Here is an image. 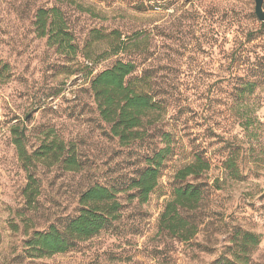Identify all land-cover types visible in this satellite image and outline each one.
I'll return each mask as SVG.
<instances>
[{"label": "rangeland", "instance_id": "1", "mask_svg": "<svg viewBox=\"0 0 264 264\" xmlns=\"http://www.w3.org/2000/svg\"><path fill=\"white\" fill-rule=\"evenodd\" d=\"M81 2L87 12L55 0H0V264H264V81L249 109L237 101L240 79L264 78V23L254 0ZM53 7L69 19L79 45L73 57L36 33L38 11ZM120 41L125 52L104 56ZM117 61L137 65L130 79L159 105L146 139L126 147L109 135L91 91L92 79ZM247 115L253 123L243 129ZM13 126L30 151L54 130L82 164L78 173L39 167L33 209ZM166 134L173 155L159 188L145 204L130 200L131 181L165 147ZM199 156L210 170L186 182L202 184L206 197L192 213L198 233L182 241L159 220L176 172ZM95 185L122 191L120 219L64 254L31 257L25 230L76 216L80 194ZM246 234L257 245L245 248Z\"/></svg>", "mask_w": 264, "mask_h": 264}, {"label": "trees", "instance_id": "2", "mask_svg": "<svg viewBox=\"0 0 264 264\" xmlns=\"http://www.w3.org/2000/svg\"><path fill=\"white\" fill-rule=\"evenodd\" d=\"M57 4L73 7L78 11L87 12L81 0H55ZM38 37L46 38L48 45L57 49V52L73 57L79 52L71 30L69 19L60 7L41 9L35 21ZM120 40V38H119ZM96 41L95 38L93 42ZM92 43L85 48L91 49ZM126 43L120 41L109 54L118 55L127 50ZM90 60V56H85ZM137 70L133 62L117 61L112 67L97 74L91 81V91L97 106L100 120L109 128V135L118 139L126 147L146 139L147 130L154 124L153 116L159 105L152 95L139 89L130 79ZM240 79L237 101L245 110L250 108V99L264 78L259 75ZM256 78V79H255ZM243 129H249L253 119L243 116ZM19 126H13L11 132L14 144L23 167L27 173V187L24 191L28 206L33 209L34 203L40 197L36 173L39 167H60L71 173L82 170L74 146L61 140L54 130L48 131L41 145L30 151L27 145V136ZM165 147L147 158V165L136 179L132 180L128 190L133 191L130 200H138L145 204L152 193L159 188L163 176L165 163L173 155L169 134L165 135ZM210 170V163L202 157L195 160L175 174V185L171 199L166 203L160 216L159 226L169 234L177 236L182 241H189L198 233L196 212L205 199V190L202 184L186 182L189 178L198 179L204 172ZM122 191L106 186L95 185L82 192L78 199V214L67 218L61 225H51L45 231L25 230L28 238L27 251L31 257L50 258L57 254H64L73 249L78 243L89 241L102 231L118 221L121 217L122 204L118 195ZM186 213V215L184 214ZM245 248L257 245L258 241L253 234H246Z\"/></svg>", "mask_w": 264, "mask_h": 264}, {"label": "water", "instance_id": "3", "mask_svg": "<svg viewBox=\"0 0 264 264\" xmlns=\"http://www.w3.org/2000/svg\"><path fill=\"white\" fill-rule=\"evenodd\" d=\"M255 14L261 23H264V0H254Z\"/></svg>", "mask_w": 264, "mask_h": 264}]
</instances>
